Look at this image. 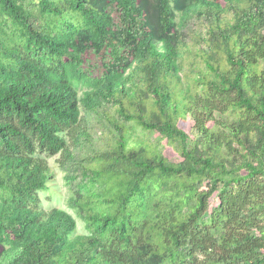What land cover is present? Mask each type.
Wrapping results in <instances>:
<instances>
[{"label":"trees","instance_id":"1","mask_svg":"<svg viewBox=\"0 0 264 264\" xmlns=\"http://www.w3.org/2000/svg\"><path fill=\"white\" fill-rule=\"evenodd\" d=\"M221 1L0 0V264L264 263V0ZM106 46L102 76L81 71ZM89 113L118 137L68 199L78 234L39 207L51 168L36 150L73 160Z\"/></svg>","mask_w":264,"mask_h":264},{"label":"rangeland","instance_id":"2","mask_svg":"<svg viewBox=\"0 0 264 264\" xmlns=\"http://www.w3.org/2000/svg\"><path fill=\"white\" fill-rule=\"evenodd\" d=\"M27 3L29 0H21ZM222 2L221 0H219ZM111 16L115 26H118L119 18L118 12L115 9L110 10ZM200 26V21L193 18L186 24V30L193 29ZM110 46H106L102 51L96 52L94 49H89L82 58L80 65L81 71L87 73L91 77H101L105 64L110 61ZM196 62L199 64L197 58L189 59L183 69L187 72L189 70L190 62ZM85 88L78 89V95L81 96L82 91ZM84 115V111H81ZM129 130L130 140L139 137L148 138L152 142H158L159 145L168 149V158L171 162H177L180 160L179 155L176 152L177 145L175 143L169 144L166 139H161L157 133H144L139 127L130 121H122ZM87 127L91 134V142L83 143L80 147L74 150V159L67 160L64 166L62 163L66 161L63 156L59 154L49 155L43 150L37 149L36 156L45 159L51 168V180L47 182V187L44 191H38L39 207L44 210H49L54 207L62 208L69 212L76 221L75 233L88 234L86 223L81 219L73 209L68 206V199L73 195L75 190L83 191L87 188L90 180V175L86 171L85 167L89 164L93 156L108 147V144L118 137L113 126L103 116H99L96 113H89L87 117ZM181 127L190 135L191 139L195 137V131L192 128V121L187 119L184 123H179ZM205 184H202L200 188H203ZM209 212L218 203L217 194H214L209 199ZM198 259L202 262L205 259L203 254L198 253ZM264 264V263H262Z\"/></svg>","mask_w":264,"mask_h":264}]
</instances>
